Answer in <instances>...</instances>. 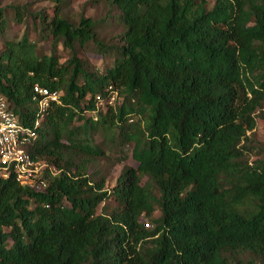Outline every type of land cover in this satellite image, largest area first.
<instances>
[{
	"label": "trees",
	"instance_id": "trees-1",
	"mask_svg": "<svg viewBox=\"0 0 264 264\" xmlns=\"http://www.w3.org/2000/svg\"><path fill=\"white\" fill-rule=\"evenodd\" d=\"M54 1L40 17L67 62L28 33L0 51V95L41 119L31 152L59 171L47 191L0 176V264H264V158L245 155L264 109V0H107L124 32L103 72L75 49L107 47L94 20ZM36 84L60 93L44 114ZM99 132L137 163L112 189L89 173Z\"/></svg>",
	"mask_w": 264,
	"mask_h": 264
},
{
	"label": "rangeland",
	"instance_id": "rangeland-1",
	"mask_svg": "<svg viewBox=\"0 0 264 264\" xmlns=\"http://www.w3.org/2000/svg\"><path fill=\"white\" fill-rule=\"evenodd\" d=\"M215 1L209 0L210 8L213 7ZM56 5L54 0H0V7L5 8L8 19L6 30L4 32L0 30V51L4 49L5 41L21 40L28 33L31 41L36 44L39 55L55 52L60 57L61 63L67 62L73 54L72 50L65 47L62 42L54 46L51 34L43 29L40 17L43 13L45 23H49L55 13ZM16 7L24 8L23 12L26 15L24 21L18 20L17 12L21 9L17 11ZM61 8L64 15L75 23L79 22L81 16L94 20L97 39L104 42L107 47L101 49L96 41H89L84 45L76 43L75 49L89 69L103 72L110 67L116 57V51L111 48L121 45L120 36L124 32V26L118 20L119 9L107 0H65ZM262 112L258 114L257 127L248 133L250 141L247 143L245 155L250 163L264 158V109ZM95 137L96 142L104 146L106 155L95 159L88 165L89 173L94 180L104 177L106 188L112 189L124 166L137 167L132 156V145L124 150L110 143L106 145L103 132H99ZM146 180L147 178H144L143 182ZM109 203L112 204L113 201L110 200ZM160 214V208L157 206L154 218H158ZM146 222L151 228L155 227L153 221L148 219Z\"/></svg>",
	"mask_w": 264,
	"mask_h": 264
},
{
	"label": "built area",
	"instance_id": "built-area-1",
	"mask_svg": "<svg viewBox=\"0 0 264 264\" xmlns=\"http://www.w3.org/2000/svg\"><path fill=\"white\" fill-rule=\"evenodd\" d=\"M34 94L42 114L49 110L53 102L60 101L58 91L39 84L34 86ZM115 98V95L111 98V104ZM103 105L104 100H99L98 107ZM40 125L41 119L26 125L7 97L0 95V176L14 174L21 185L36 191H47L50 186L49 176H55L59 171L46 160L36 158L31 152L38 138Z\"/></svg>",
	"mask_w": 264,
	"mask_h": 264
}]
</instances>
